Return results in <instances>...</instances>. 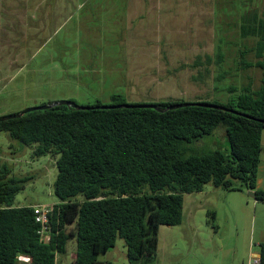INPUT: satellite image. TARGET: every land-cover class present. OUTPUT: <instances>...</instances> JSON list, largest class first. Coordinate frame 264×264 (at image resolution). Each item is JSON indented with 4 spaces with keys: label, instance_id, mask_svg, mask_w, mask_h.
I'll return each instance as SVG.
<instances>
[{
    "label": "rangeland",
    "instance_id": "1",
    "mask_svg": "<svg viewBox=\"0 0 264 264\" xmlns=\"http://www.w3.org/2000/svg\"><path fill=\"white\" fill-rule=\"evenodd\" d=\"M199 1L191 10L164 0L129 10L98 7V0H63L54 7L49 23L53 34L39 39L22 35L28 28L20 16L27 20L31 16L25 1L0 0V118L61 101L109 106L114 95L129 105L224 104L232 96L227 91L231 85L243 88L251 83L257 90L261 70L244 66L258 61L253 50L257 39L242 38L240 27L245 10L263 16L264 0ZM44 13L41 9L40 15ZM219 47L225 56L220 63ZM208 55L212 78L223 72L227 78L218 83L216 92L204 93V87L188 78L190 65L198 56L205 61ZM222 132L221 128L196 143L197 150H229ZM261 144L264 160V140ZM34 150L0 133V176L10 172L11 177L29 178L16 196L18 207L59 203L54 194L59 156L35 157ZM183 210L182 225L160 227L155 264L248 262L264 243V202H256L246 188L206 185L200 193L184 195ZM74 246L70 240L68 253L58 255L56 264H71ZM126 254L125 242L118 238L109 255H100L99 260L129 264Z\"/></svg>",
    "mask_w": 264,
    "mask_h": 264
},
{
    "label": "trees",
    "instance_id": "2",
    "mask_svg": "<svg viewBox=\"0 0 264 264\" xmlns=\"http://www.w3.org/2000/svg\"><path fill=\"white\" fill-rule=\"evenodd\" d=\"M164 1L174 6L179 2L188 9L199 6V0ZM61 2L40 0L55 6ZM158 2L98 0V7L118 5L131 10ZM240 31L242 38L257 39L253 50L258 61L244 63L261 70L257 90L251 83L243 88L231 85L227 91L232 96L224 104H153L168 108L201 103L240 115L199 106L164 113L139 108L94 109L105 106L96 103L84 106L92 108L89 110L56 106L1 122L0 133H8L25 147H35V157L59 156L54 183L59 203L49 220L50 240L44 242L34 206L15 205L29 178L11 177L10 172L0 176V264H21L20 256L30 257L31 264H56L57 256L67 253L70 240L76 243L72 264H112L100 261L99 256L113 249L118 238L125 242L129 264H155L160 227L184 222V195L212 185L225 190L246 188L256 202H264V191L257 187L264 131V14L260 17L245 10ZM148 45H152L151 39ZM217 57L218 63L225 57L220 47ZM204 60L198 56L190 65L188 80L204 87V93L216 92L218 83L227 77L223 72L214 80L212 58L208 55ZM113 100L112 105L125 104L121 95H114ZM221 128L229 150L200 153L195 144ZM260 257L264 264V243Z\"/></svg>",
    "mask_w": 264,
    "mask_h": 264
},
{
    "label": "crops",
    "instance_id": "3",
    "mask_svg": "<svg viewBox=\"0 0 264 264\" xmlns=\"http://www.w3.org/2000/svg\"><path fill=\"white\" fill-rule=\"evenodd\" d=\"M25 4L27 6H25V10L26 12H28V10H30L31 12V16H30V20L26 19V16H20V19H22L21 21L23 23H25V27L28 28L27 31H25V33H23V36H29L30 38H39L42 37V35L48 36L49 32L51 34H53V29H50L49 31V23H51L53 21L54 15H55V9L54 7H56L53 3H40V0H38V4L36 3V0H24ZM21 3L19 4L18 7H23V4L21 6ZM42 9V11H45L47 13L41 14L40 15V10ZM54 13V14H53ZM42 41H44V39H41ZM264 136V131L262 133V141L264 140L263 138ZM257 187L260 190L264 191V160H261V164H260V168H259V173H258V181H257ZM251 194V193H250ZM252 195V194H251ZM197 209V208H196ZM69 249L67 250L68 253ZM66 253V254H67ZM72 256V261L71 264L73 262V260L76 257V247H73V252L71 253ZM109 255V252L106 254V256ZM250 258L249 261L245 262V260H243V262H234V263H229V264H250V259L252 256H259L260 257V251L259 253H251L250 254ZM110 259V258H109ZM108 260H105L103 262H111ZM198 264H207L205 262H199ZM216 264H224V263H220L217 262Z\"/></svg>",
    "mask_w": 264,
    "mask_h": 264
},
{
    "label": "water",
    "instance_id": "4",
    "mask_svg": "<svg viewBox=\"0 0 264 264\" xmlns=\"http://www.w3.org/2000/svg\"><path fill=\"white\" fill-rule=\"evenodd\" d=\"M56 106H68V107H74L78 110H89L92 109L91 107H84V106H76L74 104H72L69 101H61V102H57L55 104L52 105H46V106H38V107H33V108H29L24 110L23 112H21L20 114H15L12 116H7V117H3L0 118V123L4 122V121H8V120H12V119H18L28 113L34 112V111H41V110H47ZM188 106H199V107H205V108H211V109H217V110H221V111H226V112H231L234 114H238L236 111L233 110H229L225 107H221V106H216V105H208V104H201V103H183V104H179V105H172L169 106L168 108H160L156 105L153 104H141V105H129V104H123V105H110V106H98V107H94V109H135V108H139V109H153V110H157L158 112L164 113L168 110H175V109H179V108H184V107H188ZM244 117L253 119L247 115H243ZM264 123V122H263Z\"/></svg>",
    "mask_w": 264,
    "mask_h": 264
},
{
    "label": "built area",
    "instance_id": "5",
    "mask_svg": "<svg viewBox=\"0 0 264 264\" xmlns=\"http://www.w3.org/2000/svg\"><path fill=\"white\" fill-rule=\"evenodd\" d=\"M55 205H45V206H34L35 212V222L40 225V235L41 240L44 242H48L50 240V227L49 220L50 216L54 212ZM21 264H31V258L28 256H20L18 258ZM261 257L252 256L250 259V264H260Z\"/></svg>",
    "mask_w": 264,
    "mask_h": 264
}]
</instances>
